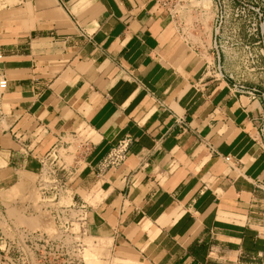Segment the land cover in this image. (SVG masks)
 <instances>
[{
    "label": "crops",
    "instance_id": "obj_1",
    "mask_svg": "<svg viewBox=\"0 0 264 264\" xmlns=\"http://www.w3.org/2000/svg\"><path fill=\"white\" fill-rule=\"evenodd\" d=\"M196 46L159 0H0L1 185L80 136L72 196L118 263L264 264L263 101Z\"/></svg>",
    "mask_w": 264,
    "mask_h": 264
},
{
    "label": "built area",
    "instance_id": "obj_2",
    "mask_svg": "<svg viewBox=\"0 0 264 264\" xmlns=\"http://www.w3.org/2000/svg\"><path fill=\"white\" fill-rule=\"evenodd\" d=\"M210 1V49L217 64L208 68L209 75L233 80L232 89L262 99L258 123L264 139V91L244 83V75L256 69L264 77V0ZM159 2L164 4L163 0ZM2 57L0 51V61ZM225 61L235 62L236 70L225 69ZM6 82L0 73V93ZM62 142L40 160L23 196L7 200L8 206L0 199V264H86L88 239L95 237L90 232L92 208L72 196L70 178L76 171V156L68 163L69 155L57 150ZM125 146L120 142L108 155L106 165L121 161ZM9 208L16 212L11 213ZM21 218L36 224L22 223Z\"/></svg>",
    "mask_w": 264,
    "mask_h": 264
},
{
    "label": "rangeland",
    "instance_id": "obj_3",
    "mask_svg": "<svg viewBox=\"0 0 264 264\" xmlns=\"http://www.w3.org/2000/svg\"><path fill=\"white\" fill-rule=\"evenodd\" d=\"M163 2L164 4H162V6L168 10L170 17L174 20V24H176L183 38L187 41L189 40L191 44L195 46L197 45V50L199 49L201 52L204 53L211 52L209 48V17H211L212 15L211 1L163 0ZM220 64L223 66L222 61ZM211 67L212 65L209 67V69ZM79 133L80 131L76 134L79 135ZM83 136L85 137L84 134ZM80 139H82V137L80 136L68 135L66 137H63L62 144L58 145L57 150L60 151V153L64 155H69L68 163H71L74 157L77 156V153L79 152L77 150V145ZM24 185L25 184L23 182H19L16 184L12 183L7 186H2L0 183V199L4 202L6 201L5 204L7 205V200H10L17 196H23L26 192V188ZM14 212H16L14 209L11 210V213ZM21 219L22 223L28 222L24 221L23 219L32 220L28 218ZM92 240V238L88 239L91 244L89 250L86 253V261L88 264H115V261L121 258L119 257V253H115L111 250L109 244H107V238L98 237V239H94L97 240L96 245L93 244ZM127 263L135 264V262L131 260H129Z\"/></svg>",
    "mask_w": 264,
    "mask_h": 264
},
{
    "label": "bare ground",
    "instance_id": "obj_4",
    "mask_svg": "<svg viewBox=\"0 0 264 264\" xmlns=\"http://www.w3.org/2000/svg\"><path fill=\"white\" fill-rule=\"evenodd\" d=\"M101 183V182H100ZM24 221H28V222H23V223H25V224H30V225H35L36 223H35V221L34 220H27V219H23ZM110 237V236H109ZM93 239H98V237H94ZM108 240V239H107ZM111 240V239H110ZM110 240L107 242V244H109V242H110ZM96 242H97V240H93V244L94 245H96ZM89 243V246H91V244H90V242H88ZM106 244V243H105ZM106 244V245H107ZM108 246V245H107ZM89 250V249H88ZM87 250V251H88ZM87 253V252H86ZM85 256H86V254H85ZM93 256V255H92ZM94 259H96V258H94ZM87 260V259H86ZM114 261V260H113ZM122 261V260H121ZM120 261V262H121ZM93 262V261H92ZM119 261L117 260L116 262H115V264H120V263H118ZM127 262V261H126ZM86 264H88L87 263V261H86ZM123 264H126L125 262L123 263Z\"/></svg>",
    "mask_w": 264,
    "mask_h": 264
}]
</instances>
